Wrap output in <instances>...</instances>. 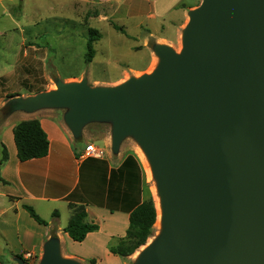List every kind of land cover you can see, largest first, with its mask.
Segmentation results:
<instances>
[{
	"label": "water",
	"instance_id": "water-1",
	"mask_svg": "<svg viewBox=\"0 0 264 264\" xmlns=\"http://www.w3.org/2000/svg\"><path fill=\"white\" fill-rule=\"evenodd\" d=\"M189 16L181 51L159 46L152 72L59 83L20 107L68 108L75 137L111 120L114 149L127 134L140 142L163 218L136 264H264V0H202ZM40 264L81 263L51 238Z\"/></svg>",
	"mask_w": 264,
	"mask_h": 264
},
{
	"label": "rangeland",
	"instance_id": "rangeland-1",
	"mask_svg": "<svg viewBox=\"0 0 264 264\" xmlns=\"http://www.w3.org/2000/svg\"><path fill=\"white\" fill-rule=\"evenodd\" d=\"M128 1L0 0V135L7 121L16 120L17 112L23 111L20 107L22 100L57 89L59 83L85 80L92 87L117 86L152 72L161 60L156 53L159 46L169 45L177 52L181 51L183 30L190 19L189 12L202 2L146 0L142 5L131 6ZM173 4L178 5L177 9L169 10ZM184 10L187 14L180 38L171 45L167 44L161 40L162 35L172 36L174 33L164 20L180 18L183 21ZM91 29L96 30L98 39L94 43L93 59L88 61L87 43ZM107 129H112L111 120L89 121L83 126L86 135L76 137L75 142L81 147L93 136L98 141L94 134L102 135ZM96 146L101 150V157H104L106 147L100 142ZM109 155L118 163L123 157L133 156L139 165L141 199L149 196L154 199L153 187L158 189V183L154 174H149L146 152L133 134L125 135L115 149L111 140ZM102 174L104 165H100L97 174L89 181L95 182V188L99 186L104 189L107 185L101 181ZM89 187L93 188L92 183ZM133 189V199H136L138 188ZM106 195L98 196L91 192L86 199L114 205L111 196ZM26 204L36 210L30 201H26ZM39 208L44 211L42 206L39 205ZM66 213L70 214L68 210ZM9 220H15V217ZM156 224L145 246L125 258L126 264H136L146 246L160 236L162 226ZM2 249L6 254L2 256L3 259H12L14 264H19L20 260L26 264H40L44 255L43 252L39 258L34 254L26 257L28 252L20 253L16 239L8 242L0 236V252Z\"/></svg>",
	"mask_w": 264,
	"mask_h": 264
},
{
	"label": "crops",
	"instance_id": "crops-1",
	"mask_svg": "<svg viewBox=\"0 0 264 264\" xmlns=\"http://www.w3.org/2000/svg\"><path fill=\"white\" fill-rule=\"evenodd\" d=\"M129 1L131 6H138L144 4L146 0ZM177 7V4H173L169 10ZM186 14L187 11L184 10L183 21L180 18L164 20L168 27L170 25L173 29L174 34L162 35L161 40L171 45L180 38ZM67 111L68 108L51 107L40 108L33 112L21 110L17 112L18 118L7 121L6 127L1 132L0 138L9 153L8 160L2 166L1 176L9 183L0 181V236L8 242L13 241V238L16 239L21 248L20 253L31 252L38 258L42 256L51 238H55L64 258L77 260L81 264H126L125 258L110 251V246L116 245L127 233L129 208L134 203L132 201L134 196L130 190L126 191L124 179L119 176L112 179L113 185L109 179L111 170L120 168L125 159L123 157L118 163L109 155L113 128L107 129L102 135L95 133L98 141H95L93 136L86 144L79 147L75 142L76 137L66 123ZM33 118L40 120L48 134L49 153L43 158L21 161L17 155L13 128L18 122ZM85 133L86 130L82 132L83 137ZM97 142L106 147V155L83 156L87 144L93 143L96 146ZM100 165H104L101 181L107 185L104 189L99 186L95 188V182H91L93 185L91 188L89 181L97 174ZM91 192L98 196L103 194L111 196L114 205L108 206L87 200ZM26 201H30L37 212L48 220L47 225L37 222L29 214L23 207ZM73 203L84 204L88 214L87 220L99 225L98 230L88 233L81 242L73 240L64 231L72 216ZM35 204H38V207ZM39 205L44 211H41ZM55 210L58 211V216L54 215ZM67 210L70 212L69 215L66 213ZM10 217H15V220H9ZM16 253L18 254L19 251ZM3 255H6L5 249L0 252V264H14L11 262L12 259L4 260Z\"/></svg>",
	"mask_w": 264,
	"mask_h": 264
},
{
	"label": "trees",
	"instance_id": "trees-1",
	"mask_svg": "<svg viewBox=\"0 0 264 264\" xmlns=\"http://www.w3.org/2000/svg\"><path fill=\"white\" fill-rule=\"evenodd\" d=\"M95 32L96 30L91 29L87 43L88 61H92L94 56V43L98 39V34ZM13 134L17 146V155L21 161L43 158L48 155L50 141L39 119L33 118L18 122L13 128ZM8 158L9 153L7 146L0 140V181L5 184L9 182L1 176V169ZM118 176L125 179L126 191L130 190L133 193V188H138L136 199H132L134 203L131 208H129L130 217L127 233L123 238L119 239L116 245L110 246L111 252L122 258H127L145 245L148 239L153 235L158 213L152 196L143 200L141 199L139 191L141 184L139 165L133 156H128L120 168L111 170L109 175L111 185H113L112 179ZM106 179L107 176H105V180ZM131 186H133V188ZM23 207L37 222L45 225L48 224L31 205L24 204ZM71 209L72 216L64 227V231L67 232L73 240L81 242L86 238L88 233L98 230L99 225L87 220L88 214L84 204L73 203L71 204ZM54 215H59L57 210H55ZM52 235L54 234L52 233Z\"/></svg>",
	"mask_w": 264,
	"mask_h": 264
},
{
	"label": "bare ground",
	"instance_id": "bare-ground-1",
	"mask_svg": "<svg viewBox=\"0 0 264 264\" xmlns=\"http://www.w3.org/2000/svg\"><path fill=\"white\" fill-rule=\"evenodd\" d=\"M142 155H144V154L142 153ZM145 158H147L146 162H147L149 174L153 175L152 165L150 163V160L148 159L147 154L145 155ZM153 193H154L155 205H156L157 213H158L156 226H162V218H163L162 199H161V196L159 194V190L155 186L153 187ZM143 246H145V245H143Z\"/></svg>",
	"mask_w": 264,
	"mask_h": 264
},
{
	"label": "built area",
	"instance_id": "built-area-1",
	"mask_svg": "<svg viewBox=\"0 0 264 264\" xmlns=\"http://www.w3.org/2000/svg\"><path fill=\"white\" fill-rule=\"evenodd\" d=\"M83 156H94V157H101V150L95 146L93 143L87 144L85 147ZM26 257H32V253L28 252Z\"/></svg>",
	"mask_w": 264,
	"mask_h": 264
}]
</instances>
